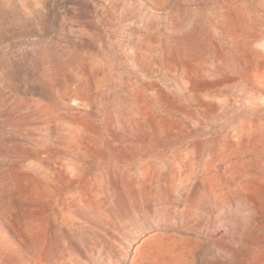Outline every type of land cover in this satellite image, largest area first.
Listing matches in <instances>:
<instances>
[{
	"label": "rangeland",
	"instance_id": "obj_1",
	"mask_svg": "<svg viewBox=\"0 0 264 264\" xmlns=\"http://www.w3.org/2000/svg\"><path fill=\"white\" fill-rule=\"evenodd\" d=\"M0 264H264V0H0Z\"/></svg>",
	"mask_w": 264,
	"mask_h": 264
}]
</instances>
